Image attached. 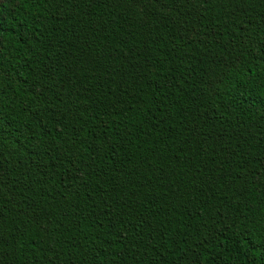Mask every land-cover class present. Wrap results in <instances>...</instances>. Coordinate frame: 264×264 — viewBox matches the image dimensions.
<instances>
[{
  "label": "trees",
  "instance_id": "16d2710c",
  "mask_svg": "<svg viewBox=\"0 0 264 264\" xmlns=\"http://www.w3.org/2000/svg\"><path fill=\"white\" fill-rule=\"evenodd\" d=\"M0 264H264V0H0Z\"/></svg>",
  "mask_w": 264,
  "mask_h": 264
}]
</instances>
